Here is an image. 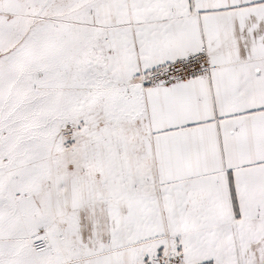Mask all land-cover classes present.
Masks as SVG:
<instances>
[{
    "label": "snow or ice",
    "instance_id": "obj_1",
    "mask_svg": "<svg viewBox=\"0 0 264 264\" xmlns=\"http://www.w3.org/2000/svg\"><path fill=\"white\" fill-rule=\"evenodd\" d=\"M0 264H264V0H0Z\"/></svg>",
    "mask_w": 264,
    "mask_h": 264
}]
</instances>
